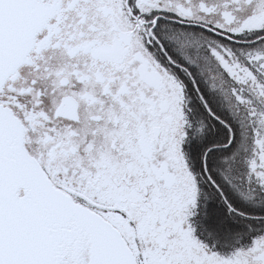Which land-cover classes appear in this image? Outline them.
I'll return each mask as SVG.
<instances>
[{
    "label": "snow or ice",
    "instance_id": "snow-or-ice-1",
    "mask_svg": "<svg viewBox=\"0 0 264 264\" xmlns=\"http://www.w3.org/2000/svg\"><path fill=\"white\" fill-rule=\"evenodd\" d=\"M0 264H264V0H0Z\"/></svg>",
    "mask_w": 264,
    "mask_h": 264
}]
</instances>
